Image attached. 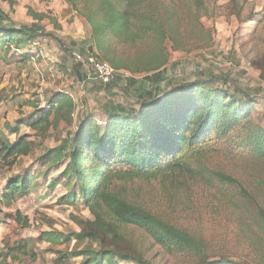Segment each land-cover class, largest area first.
I'll return each mask as SVG.
<instances>
[{"label": "rangeland", "instance_id": "rangeland-1", "mask_svg": "<svg viewBox=\"0 0 264 264\" xmlns=\"http://www.w3.org/2000/svg\"><path fill=\"white\" fill-rule=\"evenodd\" d=\"M202 2L199 26L193 17L194 0H152L151 6H158L181 36L177 46L170 39L165 42L167 64L157 71L162 79L150 82L145 78L156 72L131 74L102 60L92 50L90 27L67 0H14L13 5L0 0V7L11 15L16 28L26 27L36 35L22 50L13 45L9 54L0 53V143L8 140L10 128L19 127V134L10 139L28 136L26 140L32 144L31 153L17 157L13 165L8 163L13 158L8 162L0 158V259L7 254V245L13 247L21 239L28 240L29 256L22 257L23 264H54L58 250L68 253L96 246L67 238L81 231L80 221L94 219L85 202L63 203L62 198L69 192L63 183L49 189L66 162L53 159L45 166L37 164L48 150L60 146L86 116L94 117L101 125L106 119L104 111L111 104L140 109L148 99L163 98L184 84L204 80L213 88L251 98L253 123L264 129V0H240L236 6H243L239 15L231 0ZM66 4L74 15L66 11ZM150 43L134 46V51L123 47L119 57L126 60L122 52L144 51ZM91 58L110 64L118 76L111 83L99 80L93 74ZM136 60L139 58L132 57L130 64ZM58 94H68L74 102L72 123L61 120L38 129L30 127L28 120L35 111L30 102L46 108ZM244 137V127L224 140L213 137L211 150L204 155L209 167L235 178L237 186H208L192 179L187 188L175 189L167 184L166 189L161 179H153L116 181L111 189L191 229L205 240L209 261L227 258L264 264V158L245 144ZM30 167L41 175L29 194L12 197L10 204L2 201L10 178ZM46 170L49 172L44 177ZM18 213L28 220V228L16 222ZM48 232H58L63 241L42 240ZM121 233L127 250L141 252L151 264H201L192 253L170 252L157 245L140 228L123 225ZM33 256L37 260L31 262ZM1 264L18 263L9 259Z\"/></svg>", "mask_w": 264, "mask_h": 264}, {"label": "trees", "instance_id": "trees-1", "mask_svg": "<svg viewBox=\"0 0 264 264\" xmlns=\"http://www.w3.org/2000/svg\"><path fill=\"white\" fill-rule=\"evenodd\" d=\"M3 1L14 4V0ZM239 1L231 0L238 15L243 8H236ZM67 2L90 27L92 50L102 60L108 61L116 70L131 74L156 72L145 78L150 82L162 79L157 71L167 64L165 42L170 39L177 46L181 35L158 6H151L152 0ZM194 2L193 17L201 26L204 4L202 0ZM35 39L33 30L16 28L11 15L0 7V53L9 54L13 45L22 50L25 44ZM149 40L151 43L144 51L122 52L126 60L119 57L123 47H131L130 51H134V46H144ZM141 52L145 58L143 54L141 57ZM132 57L139 60L130 64ZM129 80L135 81L134 78ZM240 95L229 94L213 88L211 82L198 80L168 92L163 98L148 99L140 109L111 104L104 111L106 119L101 125L96 124L92 116L84 117L76 130L60 146L48 150L37 164L45 166L53 159L66 162L65 169L50 182L49 189L63 183L69 189L62 198L63 203L85 202L94 219L80 221L81 231L71 233L67 238L77 242L88 241L96 246L68 253L58 250L54 264L71 263L75 259L80 261L71 264H151L141 252L135 250L130 253L127 250V241L121 233L123 225L144 230L157 245L170 252L192 253L201 264H246L227 258L209 261L205 240L191 229L177 225L111 189L116 181L153 179H161L165 188L170 185L175 189L187 188L192 179L208 186H237L235 178L209 167L204 155L211 150V138L224 140L233 131L244 127L245 144L264 158V129L253 123L252 99L244 93ZM74 107L71 96L58 94L46 108L35 106L28 125L38 129L61 120L72 123ZM10 132L17 133V127L10 128ZM27 137L20 136L14 143L1 142L0 158L4 162L13 158L8 162L13 165L17 157L28 156L32 144L27 142ZM48 172L46 170L42 175L46 177ZM40 175L41 172L30 167L21 175L10 178L2 201L10 204L12 197L29 194ZM16 222L23 223L22 228L29 227L28 220L22 219L20 213ZM261 224L264 231V219ZM60 239L58 232L42 235V240L51 243H61L63 239ZM28 256V240L21 239L13 247L7 245V254L0 259V264L9 259L23 264L22 257ZM36 260L33 256L31 262Z\"/></svg>", "mask_w": 264, "mask_h": 264}, {"label": "built area", "instance_id": "built-area-1", "mask_svg": "<svg viewBox=\"0 0 264 264\" xmlns=\"http://www.w3.org/2000/svg\"><path fill=\"white\" fill-rule=\"evenodd\" d=\"M40 33V32H38ZM78 58H81V55L78 54ZM91 66L93 68V74L96 75V77L105 82V83H111L115 77H117V71L108 63L100 62L98 59L91 58ZM100 124V123H99Z\"/></svg>", "mask_w": 264, "mask_h": 264}, {"label": "crops", "instance_id": "crops-1", "mask_svg": "<svg viewBox=\"0 0 264 264\" xmlns=\"http://www.w3.org/2000/svg\"><path fill=\"white\" fill-rule=\"evenodd\" d=\"M66 5H67L66 11H67L70 15H74L75 12H74V13L69 12V10H68V9H69V8H68V4H66ZM80 21L82 22L83 20L80 19ZM3 54H4V53H3ZM30 104L33 105L34 107L36 106V105H35L34 103H32V102H30ZM17 129H18V132H17V133H11L10 136L8 137V140H5L4 142L14 143L16 140L13 141V140L10 139V138L13 137V136L16 137V136L19 134V130H20V128L17 127ZM19 137H20V136H19ZM19 137H18V138H19ZM0 144H1V143H0Z\"/></svg>", "mask_w": 264, "mask_h": 264}]
</instances>
